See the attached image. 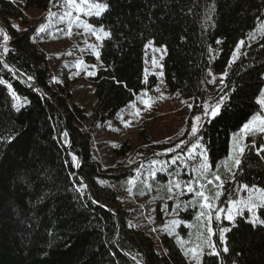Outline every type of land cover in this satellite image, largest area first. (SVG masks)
<instances>
[{"label":"trees","instance_id":"1","mask_svg":"<svg viewBox=\"0 0 264 264\" xmlns=\"http://www.w3.org/2000/svg\"><path fill=\"white\" fill-rule=\"evenodd\" d=\"M52 1L0 0V24L9 37L1 46L5 58L0 57V79L5 81L0 84V264H264V225L248 223L247 213L233 221L207 217L196 263L188 261L168 229L155 237L142 208L128 209L119 198L137 165L118 161L103 167L94 158L91 135L156 84L155 75L144 73V44L152 39L165 45L166 87L194 100L195 110L208 98L227 94L221 117H206L190 139L199 140L213 163L227 155L231 132L241 130L260 108L264 31L254 40L249 35L264 25V0H90L103 2L105 8L88 21L109 32L100 48L102 67L90 77L95 97L90 115L71 101L65 80L50 81L45 52L34 42L36 25L29 24L27 12L47 10ZM10 19L28 26L20 30ZM239 42L240 52L229 64ZM93 60L84 56V61ZM223 70L221 84L211 91V71ZM69 139L74 155L67 149ZM253 141L260 146L263 135L246 133L240 166L234 163L223 178L218 206L237 198L241 185L264 188V153L256 154ZM129 148L124 143L116 152L121 155ZM186 160L194 163L196 158ZM181 175L187 181L194 178L186 170ZM153 180H167L166 172H157ZM202 181L212 195V177ZM191 194L184 195L185 207L177 206L181 220H193L199 210L208 214L200 197ZM225 227L231 230L222 243L219 233ZM176 230L186 233L188 227L180 224ZM213 251L220 255H209Z\"/></svg>","mask_w":264,"mask_h":264},{"label":"rangeland","instance_id":"2","mask_svg":"<svg viewBox=\"0 0 264 264\" xmlns=\"http://www.w3.org/2000/svg\"><path fill=\"white\" fill-rule=\"evenodd\" d=\"M77 3L79 5V0H77ZM95 4L102 6L101 14L105 4L90 0H88V4L79 5L78 8L65 7V0H53L47 10L31 9L27 12L29 24L35 23L36 30L44 26L45 30L35 33L33 39L45 52L50 81L54 83V81L63 82L65 80L67 90L72 95L71 101L80 105L87 115L92 112L95 102L90 77L94 76L97 70L102 67L100 48L103 40L108 36L105 33L109 34L108 30L102 25H93L87 19L89 15L96 14L94 7L89 11V5ZM66 11H72V16L64 15ZM49 12L54 15L50 16ZM61 16L64 18L61 19ZM10 21L11 25H15L20 30H24L28 26L20 25L15 19H10ZM261 25L262 23L249 35L250 39H256L264 31V25ZM0 29H3V32H0V45L2 46L6 42L4 35L7 32L1 24ZM240 47L241 42L234 48L229 64L238 56ZM164 54L165 45H158L152 39L145 42L144 73L145 76L155 75L157 82L152 89L141 91L135 96L132 103L121 108L114 120L96 126L91 131L93 155L95 160L100 162L103 167L114 165L118 161L126 167L137 165L134 175L126 180L127 189L119 191V198L123 205L128 209H133L134 206L141 207L144 221L150 224L151 232L155 237L158 236L159 231L168 229L182 252L187 256L188 261L196 263L198 258H194L192 250L196 249L199 253L201 251L200 241L206 230L204 220L207 219L208 215L207 212L199 210L193 220L185 221L178 218L177 206L182 203L185 207L188 202L184 195L190 192L192 193L190 196L197 197L195 192L201 190L207 195L206 187L201 189V185L205 186L202 179L208 176L212 177L213 183L211 185L216 189L209 196L213 205L212 216L216 217L215 211L219 209L222 210L220 211V219L228 220L227 215L230 209L233 217L247 213V219L249 220L255 219V217L264 219L262 213L264 207L259 206L262 192L253 191L252 186L248 185L247 190L241 188L237 198L229 200L226 206L220 207L217 205L218 198L215 197V193L220 191V181H214V177L219 175L223 181V178L231 172L233 164L241 155L239 148L245 147L246 133H242L241 130L231 132L227 155L218 159L215 163L208 158L205 148L200 143L202 147L195 149L190 157L188 150L192 147V144L197 142H190V139L194 137L191 135V124L195 122L194 117L202 116V106L204 104L213 105L220 97L208 98L199 106V109L195 110L197 107L194 106V100L170 91L163 80L162 58ZM85 55L93 56L94 60L91 62L84 61ZM42 65L45 66L44 63ZM89 73H94V75H89ZM224 74L225 70L221 72L211 71L208 84L211 91H214L221 84ZM262 89H264V86ZM142 99L150 100L151 106L146 107ZM258 99H264V97H261L259 93L257 102ZM258 104L260 106L259 111L255 112L249 121L252 120L254 115H264V105ZM189 105L192 106L189 107ZM137 108L140 109L139 114H136ZM205 118L202 116L198 127ZM125 121H131V125L126 126ZM83 126L85 130H88L87 123L84 122ZM181 140L186 143L180 144ZM124 143L130 148L124 150L125 153L120 155L116 152V149ZM154 144L161 147L154 149L152 148ZM177 144H180L179 148L176 147ZM201 152L203 155H201ZM174 157H178L175 164L172 163ZM193 158H196L194 163L186 160ZM205 162L208 168L202 169ZM169 165H175V168L172 171L166 170ZM182 170L191 172L194 178L187 181L181 175ZM159 171L166 172L167 180H153ZM172 174L175 176L172 177ZM176 185H179V187ZM189 186L192 187L193 191H188ZM255 188L264 190L261 187ZM181 196H183L182 199L179 198ZM193 197L189 198L193 199ZM250 198L257 202V207L253 208L251 212L238 203H232L233 201H245ZM172 199L173 202L168 203ZM201 201L204 203L202 199ZM170 205L171 208H169ZM202 212L205 214L201 215ZM180 224L188 227L186 233L176 230V227ZM209 227L211 228V226ZM157 248L160 247L157 246Z\"/></svg>","mask_w":264,"mask_h":264},{"label":"snow or ice","instance_id":"3","mask_svg":"<svg viewBox=\"0 0 264 264\" xmlns=\"http://www.w3.org/2000/svg\"><path fill=\"white\" fill-rule=\"evenodd\" d=\"M86 4H88V0H79V5H86ZM79 5L77 3V0H65V7L78 8ZM93 7L96 9V15H99L100 11L102 10V6L99 5V4L89 5V11H91V9ZM49 15L51 16V15H54V14L49 12ZM64 15L71 17L72 16V11H66L64 13ZM63 18L64 17L61 16V19H63ZM77 19H79V17H77ZM13 27H16V26L13 25ZM44 30H45L44 26H41L40 29H39L40 32H43ZM101 31H103V29H101ZM0 32H3V29H0ZM105 35H109V34L105 33ZM97 38L99 39V37H97ZM8 39H9V37L5 33L4 40L7 41ZM241 43H243V42H241ZM4 51L7 52L8 49L5 48ZM4 68H9V66L5 63L4 64ZM89 75H94V73H89ZM29 79H31V77H29ZM4 83H5V81L3 79H0V84H4ZM8 87L11 88V85H8ZM157 91H159V89H157ZM12 95L15 97V93L14 92L12 93ZM260 96L264 97V89L260 90ZM16 98L19 99L18 97H16ZM227 99H228V97H227V94L225 93L223 96L220 97V99L215 104H213V105L204 104L202 106L203 107L202 116L203 117L211 116L212 118H220L221 117V113H222L221 105ZM142 102L145 104L146 107H150L151 106V101L150 100H143L142 99ZM258 103L264 105V99H258ZM191 106L192 105H189V107H191ZM133 107H135V105H133ZM17 110H19V108ZM139 111H140V109L137 108L136 109V114H139ZM202 116H195L194 117V121L195 122H193L191 124V135L194 136V137L196 136V134L199 131L198 125L200 124V121L202 120ZM125 125L126 126H130L131 125V121H125ZM241 132L242 133H248L249 135H251V134H262V135H264V115H254L252 117V120H250L248 123H245L243 125V127L241 128ZM64 135L67 136V133H64ZM184 143H186V142L183 141V140L180 141V144H184ZM180 144H177L176 147L179 148ZM200 147H202V146L199 144V140L197 139V142L192 144V147L188 150L189 156L191 157L193 152H194V150L197 149V148H200ZM253 147L256 148V154L258 156H261V154L264 153V144H261L260 146L257 147L256 144H255V141H253ZM243 152H244V148L243 147L239 148V153L241 155L243 154ZM201 155H203L202 152H201ZM261 158L264 159V156H262ZM176 159H178V157H174L173 158V160H172L173 164L176 163ZM73 161H76V157L75 156H73ZM154 163H155V161H154ZM240 163H241V161L239 159H237L235 161V166L237 168H239ZM207 168H208L207 163L206 162L203 163L202 169H207ZM234 176H235V173H233V177ZM214 181H220L219 187L220 188L223 187V181L221 180V177L219 175H216L214 177ZM208 183L212 184L213 181H208ZM176 186L179 187V185H176ZM204 187H205L204 185H201V189H203ZM248 187H249L248 185H241V188L245 189V190H247ZM252 189H253V191H261L262 192V196H261V200H260L259 206L264 207V190L256 189L254 185L252 186ZM169 191H171V189H169ZM188 191H193L191 186L188 187ZM195 195L197 197H200L204 201V203L201 204V207L208 210V214H207L208 215V219H211V216L213 214V205L210 202V197L205 195V192L203 190L196 191ZM219 195H221V192L217 191L215 193V197L218 198ZM232 203H238L241 207L247 208L249 210V212H251L253 210V208L257 207V202L254 201L251 198L248 199V200H245V201H239V202L233 201ZM220 211H222V210L216 209V211H215V216H216L217 220L220 219ZM204 214L205 213H203V212L201 213V215H204ZM227 219L229 221H233L234 220V217L231 215V210L230 209L228 211ZM247 222L252 224L254 227L257 224L264 225V219H260L259 217H255V219H249ZM230 230L231 229L227 228V227L222 228L220 230L219 234H220V240H221L222 243L225 242L224 234L226 232H229ZM207 231H208L209 235H211L213 230L209 227L207 229ZM208 243H209L210 247H214V245L211 244L210 240L208 241ZM223 251L226 253V252L229 251V249L227 247H224ZM192 252H193L194 258H198L199 253L197 252V250L193 249ZM209 255L219 256L220 253L218 251H213V252H210Z\"/></svg>","mask_w":264,"mask_h":264},{"label":"water","instance_id":"4","mask_svg":"<svg viewBox=\"0 0 264 264\" xmlns=\"http://www.w3.org/2000/svg\"><path fill=\"white\" fill-rule=\"evenodd\" d=\"M0 57L1 58H5V55H4V53H3V50H2V48H1V45H0ZM26 79H28V80H30L27 76H26ZM30 81H33L34 82V80H30ZM35 85H36V88H37V90H39V86L35 83ZM70 139L68 140V143H67V149L69 150V152L72 154V155H74V152L72 151V150H70ZM77 163H78V165H79V160H77ZM77 172V171H76ZM85 182V181H84Z\"/></svg>","mask_w":264,"mask_h":264},{"label":"crops","instance_id":"5","mask_svg":"<svg viewBox=\"0 0 264 264\" xmlns=\"http://www.w3.org/2000/svg\"><path fill=\"white\" fill-rule=\"evenodd\" d=\"M39 27H40V26H39ZM39 29H40V28H38V29L36 30V33L40 32ZM39 47L43 50V48H42L41 46H39Z\"/></svg>","mask_w":264,"mask_h":264}]
</instances>
